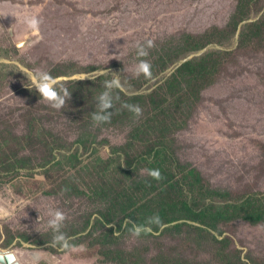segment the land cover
Returning <instances> with one entry per match:
<instances>
[{
	"label": "rangeland",
	"instance_id": "1",
	"mask_svg": "<svg viewBox=\"0 0 264 264\" xmlns=\"http://www.w3.org/2000/svg\"><path fill=\"white\" fill-rule=\"evenodd\" d=\"M30 16L41 20L38 33L24 22ZM263 17L264 0H0V130L10 128L22 136L36 119L71 143L84 135L90 148L75 145L73 151H80L85 163L99 155L109 158L114 147L127 143L130 128L96 125L74 103L52 108L32 88L22 68L53 76L67 73L59 77L69 79L61 82L105 68L121 76L124 91L139 95L155 91L184 62L219 51L221 69L203 91L188 126L168 134L165 141L213 189L234 197L264 194V31L246 29ZM206 33L213 41L205 49L164 68L173 39L179 44L184 36ZM148 40L155 46L146 57H138L137 44ZM140 59L151 64V77L135 74ZM60 175L65 172L55 176L56 182ZM55 186L54 179L39 172L33 177L23 173L0 187V248L15 247L25 261L41 250L39 264H122L103 257L92 237L71 250L47 246L53 236L47 223L49 209L65 213L62 231L73 243L89 215L97 217L102 206L87 197L50 193ZM113 226L122 248L141 256V264H264V224L237 221L212 235L164 229L139 237L128 225ZM108 228L96 225L98 236Z\"/></svg>",
	"mask_w": 264,
	"mask_h": 264
},
{
	"label": "trees",
	"instance_id": "2",
	"mask_svg": "<svg viewBox=\"0 0 264 264\" xmlns=\"http://www.w3.org/2000/svg\"><path fill=\"white\" fill-rule=\"evenodd\" d=\"M248 28L263 33L264 17L247 25ZM257 37L258 32L253 40ZM210 41L213 39L208 33L184 36L179 44L173 39L168 46L170 61L166 62L163 57L164 68L171 67L187 54L205 49ZM221 66V53L210 51L184 62L151 93L136 95L113 89V96H119V100L114 104L110 122L100 125L104 128L126 125L124 128L129 127L130 134L127 143L114 147L109 158L99 155L96 161L85 163L80 151H73L75 145L90 148L84 135L71 143L36 119L22 136L10 128L1 129L0 187L23 173L33 177L42 172L54 179L56 186L50 193L65 192L101 203L99 215H89L73 244H80L88 237L96 238L102 256L113 263L141 264L138 259L142 257L122 248V238L117 236L114 226L98 236L96 225L119 224L123 229L125 219L143 225L149 217L158 215L160 223L150 226L152 232L160 233L165 229L167 233L184 235L189 229L212 235L218 233L221 226L237 221L252 226L264 224V194L234 197L227 191L213 189L202 173L192 163L183 162L176 149L174 152L165 141L168 134L188 126L203 91L214 82ZM64 74L67 73L54 77ZM110 79L109 75H102L91 81L62 82L71 92L67 103H74L79 113L92 118L97 110V97L105 90L104 82ZM125 103L139 105L142 115L137 117L122 107ZM145 169H159L163 178L152 179L144 174ZM61 172L65 175H60L56 182L55 176ZM45 242L37 241V244Z\"/></svg>",
	"mask_w": 264,
	"mask_h": 264
},
{
	"label": "clouds",
	"instance_id": "3",
	"mask_svg": "<svg viewBox=\"0 0 264 264\" xmlns=\"http://www.w3.org/2000/svg\"><path fill=\"white\" fill-rule=\"evenodd\" d=\"M25 24L28 29L34 33H38L40 29L41 20L36 16H30L25 18ZM154 41L148 40L145 44H137V56L146 57L148 49L154 47ZM21 72H27L28 78L31 80L32 88L39 94V96L46 101L52 108L56 110L62 109L65 104L71 99V92L68 88L64 86L61 82L69 78L66 77H54L51 73L47 71H31L25 68L21 69ZM135 74L137 76L143 75L146 78L151 77V64L146 59H140L135 66ZM99 75H111L110 80L104 82V91L100 93L97 97L96 108L97 110L92 113V120L96 125L108 123L113 115L112 109L114 104L119 100V96H113L112 90L119 89L123 90V85L121 82V76L117 75L109 69H101L98 72L90 74H78L71 79L76 81H82L85 79L92 80L97 78ZM122 107L127 108L134 115L139 117L142 115V109L139 105L134 104H123ZM148 176L155 180H161L163 177L159 169H145L144 170ZM2 211V210H0ZM48 227L52 229L53 236L48 242L47 246L51 248H57L59 250H71L76 246L71 242V238L67 236L66 233L62 231L64 222L66 220L65 213L60 209H49L48 211ZM102 220V218H100ZM153 223L159 224V217H149L145 224H137L129 219L123 221V226L131 224L130 229L132 235L139 237L145 232L151 231V225ZM106 227H113L112 224H106ZM26 247H32L26 242ZM41 250H37L30 254V258L25 261L21 258V254L15 247L0 248V264H39L41 260Z\"/></svg>",
	"mask_w": 264,
	"mask_h": 264
}]
</instances>
